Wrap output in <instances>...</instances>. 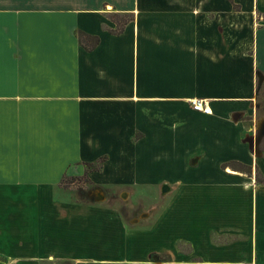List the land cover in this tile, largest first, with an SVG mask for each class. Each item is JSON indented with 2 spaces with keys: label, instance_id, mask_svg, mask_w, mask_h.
Segmentation results:
<instances>
[{
  "label": "crops",
  "instance_id": "0c3cea01",
  "mask_svg": "<svg viewBox=\"0 0 264 264\" xmlns=\"http://www.w3.org/2000/svg\"><path fill=\"white\" fill-rule=\"evenodd\" d=\"M258 81L264 0H0V264H264ZM83 177L166 200L124 223Z\"/></svg>",
  "mask_w": 264,
  "mask_h": 264
},
{
  "label": "rangeland",
  "instance_id": "374dc122",
  "mask_svg": "<svg viewBox=\"0 0 264 264\" xmlns=\"http://www.w3.org/2000/svg\"><path fill=\"white\" fill-rule=\"evenodd\" d=\"M258 103H259L261 111H263L264 110V81L262 82L258 81ZM262 113L264 115V111ZM251 133L252 135H257L256 130L255 131L252 130ZM259 147L261 148L262 151H264V138L261 144L258 145V151H260ZM62 186L71 187L73 189V190L71 189V192H79L78 191L79 188L77 190L75 187L82 188V191H80V193L82 194V192H84L83 196H87L88 199L81 197L79 193H74V195L73 194L70 195L71 199L74 201H84V202L88 201L89 202L90 199L92 198L94 200H91L90 202H97V200H100L102 202H105L106 204L113 205L115 207L118 206L121 212L122 218L124 220V223H129V222L130 224L136 223L139 227H144L146 224H148L151 221V219H153L156 216V214H158L162 204L166 200V196L162 197L160 192H158V189H155V187H143V186H139L138 188L134 187L136 189H135L134 194L131 196H129L128 194L119 195L115 190L110 189L106 191L107 194H104V195L101 193H97L100 198L98 199L95 197L93 193L88 191L89 188H91L92 186L86 177H83L78 180H75L74 178L71 180L64 179L62 180ZM58 197H61V198L66 197L68 199V197L64 196V194ZM108 245L109 244H107V248H108ZM109 248L110 249H106L104 254L101 256L114 260L116 258L129 257V255L131 254V250L129 248H125L121 251L120 248L116 247V245L114 244H111ZM76 253H78V251H76ZM98 253L99 255L101 254L100 251H98ZM82 254L93 255V256L98 255L97 253H94V252L88 253L87 251H84V253ZM46 262L48 264L50 263L51 264H62L58 260L56 261L47 260ZM113 262H117V261H111V263ZM94 263L96 262L94 261ZM101 263H106V262H101ZM116 264H122V263L117 262Z\"/></svg>",
  "mask_w": 264,
  "mask_h": 264
},
{
  "label": "trees",
  "instance_id": "16d2710c",
  "mask_svg": "<svg viewBox=\"0 0 264 264\" xmlns=\"http://www.w3.org/2000/svg\"><path fill=\"white\" fill-rule=\"evenodd\" d=\"M110 18L112 19V21H114L115 22V24H116V28L114 29V30H112L114 33H119V32H121L122 31V29H123V27H124V25L126 24V23H128L130 20H132L133 19V16L131 15V14H129V13H115V14H111V16H110ZM83 36H84V34H82V33H80V35H79V39H80V42H82L84 39H83ZM85 37H87L89 40H87L89 43H88V45H90V46H93L96 42H97V39L95 38L94 40H92L90 37H88V36H85ZM89 48V47H88ZM263 140V139H262ZM262 140H261V142H262ZM261 142H260V144H261ZM259 144V145H260ZM261 149V148H260ZM262 151V150H261ZM92 167V166H91ZM251 172V170H250V168L249 169H247V171H246V173H250ZM258 171L256 172V180L257 181H261L262 179H261V177H259V175H258Z\"/></svg>",
  "mask_w": 264,
  "mask_h": 264
},
{
  "label": "water",
  "instance_id": "95a60500",
  "mask_svg": "<svg viewBox=\"0 0 264 264\" xmlns=\"http://www.w3.org/2000/svg\"><path fill=\"white\" fill-rule=\"evenodd\" d=\"M257 135H251L248 138V142L250 145V149L254 150L255 153H258V145L260 144L261 140L264 138V118L260 122L259 126L256 128Z\"/></svg>",
  "mask_w": 264,
  "mask_h": 264
},
{
  "label": "built area",
  "instance_id": "2783aa9c",
  "mask_svg": "<svg viewBox=\"0 0 264 264\" xmlns=\"http://www.w3.org/2000/svg\"><path fill=\"white\" fill-rule=\"evenodd\" d=\"M191 104H192V108L194 110H198V111H201V112H204V113L211 112L207 101L204 100V99H193L191 101Z\"/></svg>",
  "mask_w": 264,
  "mask_h": 264
}]
</instances>
